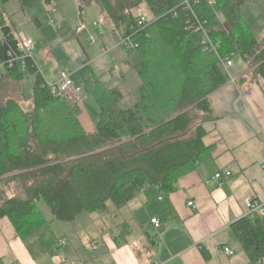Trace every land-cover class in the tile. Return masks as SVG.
Wrapping results in <instances>:
<instances>
[{
    "label": "trees",
    "instance_id": "1",
    "mask_svg": "<svg viewBox=\"0 0 264 264\" xmlns=\"http://www.w3.org/2000/svg\"><path fill=\"white\" fill-rule=\"evenodd\" d=\"M11 1L0 0V219L11 221L34 258L60 242L53 220L74 222L84 212L107 210L109 202L117 217L150 188L160 194L175 191L181 177L211 157L212 147L204 143L205 124L216 118L210 95L229 81L224 59L240 55L246 61L249 71L241 85L264 80V39L254 36L242 13L249 0H216L224 21L209 0L194 5L207 21L210 38L219 44L218 52L206 49L202 34L190 28L195 19L182 9L186 0H96L118 40L132 35L139 42L137 49L127 50L125 62L141 83L136 103L122 108V91L96 78L100 118L89 132L81 118L82 105L52 93L34 56L26 59L24 68L17 62L16 34L2 14ZM54 1L17 3L20 10L32 4L46 10ZM93 1L84 0L86 5ZM142 4L153 18L138 9ZM79 8L82 15L84 6ZM139 12L148 18L143 28ZM27 74L35 81L32 99L24 107L16 85H23ZM123 128L129 130V140H122ZM11 184L22 186L26 197L11 195ZM40 200L50 207L53 219L44 215ZM119 226L126 237L129 223ZM232 227L248 264H264V216H244ZM201 251L210 259L206 247ZM0 264H5L1 255Z\"/></svg>",
    "mask_w": 264,
    "mask_h": 264
},
{
    "label": "crops",
    "instance_id": "2",
    "mask_svg": "<svg viewBox=\"0 0 264 264\" xmlns=\"http://www.w3.org/2000/svg\"><path fill=\"white\" fill-rule=\"evenodd\" d=\"M234 66V62L224 66L229 81L210 95L216 118L205 124L204 143L212 147L211 157L181 177L175 191L160 194L150 188L139 194L140 203L148 205L147 193L154 197L150 191L154 189L158 201L163 202L150 220L152 223L158 218L160 227L142 217L144 206L135 211L139 228L151 231L156 243L160 240L165 245L160 258L155 260L153 253L137 255L128 221L130 230L122 236L120 209L115 217L119 229L88 232L84 244L81 237L72 238L70 227H61V232L53 229L60 242L38 258L32 256L11 221L2 218L0 255L5 264H248L232 225L247 214L248 199L264 201V80L259 78L243 86L239 81L247 77L248 65L243 59L238 68ZM85 114L83 110V124L87 131L94 132L96 126L85 122ZM216 173L222 174L220 181L215 179ZM192 201L196 207L188 205ZM137 242L145 247L144 238L138 237ZM201 246L206 247L210 259L205 258ZM225 247L233 249L234 254L228 255Z\"/></svg>",
    "mask_w": 264,
    "mask_h": 264
},
{
    "label": "rangeland",
    "instance_id": "3",
    "mask_svg": "<svg viewBox=\"0 0 264 264\" xmlns=\"http://www.w3.org/2000/svg\"><path fill=\"white\" fill-rule=\"evenodd\" d=\"M80 5L84 6L82 15ZM215 5L219 18L224 21V16L218 10L219 7H217L216 2ZM138 9L153 18V14L146 4H142ZM242 13L246 26L252 29L258 40H263L264 0H249L243 5ZM2 14L4 23L10 25L16 35L23 34L34 41V58L49 85L55 83L56 73L60 67H66L71 71L74 86L80 87L81 92L73 98L72 96H61L69 102L82 105L87 118V120L85 118V122H90L96 126L100 118V106L94 97L96 78L100 77L110 87H118L122 91L123 99L120 102L122 108H130L136 103L135 91L140 85L141 79L136 71L125 62L127 50L118 45L119 40L113 32L112 24L105 22L101 7L96 0L91 5H86L84 0H55L54 4L46 10H42L36 4L30 5L25 10H20L17 0H12L7 6H4ZM94 22L103 26L105 34L98 36L96 28L93 26ZM83 23L86 26L85 29L78 32V28ZM93 37H96L94 45L91 44ZM102 48L109 50L102 52ZM227 58L235 63V68L243 64L240 55L228 56ZM227 60L224 59L223 61ZM34 81L35 76L27 74L23 85H16L18 98L24 107H27L32 99ZM120 134L122 140L131 138L127 128H123ZM10 175L13 176L14 174ZM16 184L9 186L10 194L16 193L26 197L23 187ZM150 191L155 195L150 197L147 193L148 205L140 203L141 196L139 195L132 204H128L130 206L122 208V216L120 217L122 221H128L132 225V246L137 255L146 253V256L153 253L156 260L161 257L165 245L160 240L156 243V235H153L151 231H144V229L139 228L140 225H138L139 221L135 212L144 206L140 214L143 218L148 219L149 224H152L151 216L156 214L159 207L163 206V202L158 201L157 192L154 189ZM163 196L166 197V195ZM162 197L160 198L162 199ZM38 205L47 219H53L51 209L44 200H40ZM128 208L130 209L126 212ZM114 213H116V208L113 202H109L108 209L103 212H84L74 222L53 220L52 227L59 232H61V227H70L72 238L81 237L83 243L88 239V232L98 229L102 233L101 230L104 229H119L116 225L118 220H116ZM114 233L117 234V231L114 230ZM138 237L144 238L146 249L145 247L141 248L140 243L137 242Z\"/></svg>",
    "mask_w": 264,
    "mask_h": 264
},
{
    "label": "built area",
    "instance_id": "4",
    "mask_svg": "<svg viewBox=\"0 0 264 264\" xmlns=\"http://www.w3.org/2000/svg\"><path fill=\"white\" fill-rule=\"evenodd\" d=\"M200 0H186L182 4L183 11L192 12L194 16V21H191L190 28H194V32L201 33L203 36V44L205 45L206 49L214 50L215 52H218L219 44H215L212 39L210 38L209 32L206 28L207 21L201 19L198 14L195 11L194 5L199 4ZM210 4H215V0H209ZM138 24L141 28L145 27L148 24V18L147 15L144 12H139L138 14ZM94 28H96V31L98 33V36L103 35L104 29L101 25H99L98 22L93 23ZM85 24L83 23L79 28L78 32H81L83 29H85ZM17 38V48L19 51L20 56L18 57L17 62H19V65H21L23 68L25 67V61L28 57L34 56L35 51V43L34 41L27 36H24L23 34L16 35ZM96 43V37H93L91 44L94 45ZM119 46L124 47L126 50H134L139 47V42L134 38L132 35H127L126 37H123L119 40L118 43ZM108 48H102V52H107ZM223 63L226 66L232 65V61H223ZM9 66L12 67L13 63L10 62ZM4 68V64H0V74ZM56 81L54 84L50 85V89L53 94L55 95H64V96H72L76 97L80 94L81 88L75 87L73 80H72V73L71 71L66 67H60L56 73ZM227 175H230V172L226 173ZM215 179L217 181H220L222 179L221 173H216ZM247 207L248 212L245 216H248L252 219H255L256 217H263L264 216V201H258L253 199L247 200ZM189 206L196 207V204L194 201L188 203ZM152 223L156 225V227H160V221L158 218H153ZM95 246L92 244V247ZM224 251L228 255H233L234 250L225 247Z\"/></svg>",
    "mask_w": 264,
    "mask_h": 264
},
{
    "label": "bare ground",
    "instance_id": "5",
    "mask_svg": "<svg viewBox=\"0 0 264 264\" xmlns=\"http://www.w3.org/2000/svg\"><path fill=\"white\" fill-rule=\"evenodd\" d=\"M216 2V1H215ZM138 20V19H137ZM124 48V47H123Z\"/></svg>",
    "mask_w": 264,
    "mask_h": 264
},
{
    "label": "water",
    "instance_id": "6",
    "mask_svg": "<svg viewBox=\"0 0 264 264\" xmlns=\"http://www.w3.org/2000/svg\"><path fill=\"white\" fill-rule=\"evenodd\" d=\"M154 240V239H153Z\"/></svg>",
    "mask_w": 264,
    "mask_h": 264
}]
</instances>
